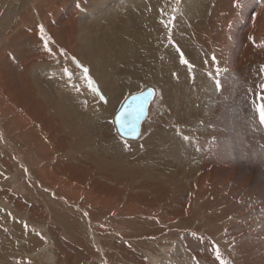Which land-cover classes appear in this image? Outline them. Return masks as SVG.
I'll use <instances>...</instances> for the list:
<instances>
[{"label": "rangeland", "instance_id": "obj_1", "mask_svg": "<svg viewBox=\"0 0 264 264\" xmlns=\"http://www.w3.org/2000/svg\"><path fill=\"white\" fill-rule=\"evenodd\" d=\"M169 1L173 7L165 4L160 21L171 15L178 19L185 1L195 10L201 8L192 14L208 41L197 51L211 85L222 86L219 110L216 107L209 120L197 110L187 118L185 111L180 115L181 108L175 117L169 97L175 106L193 91L186 92L169 69L160 71L152 63L151 72H136L137 60L154 43L132 39L119 48L129 50L120 53L117 40L97 39L93 48L106 46L107 52L94 61L101 65L106 58L111 66L101 68L105 79L110 69L133 87L120 94L103 129H95L108 132L110 141L71 121L82 114L84 126L94 128V114L84 108L86 89L97 96L93 107L105 106V98L86 65L71 53L75 40L64 37L67 30L62 37L55 29L62 19L72 26L73 17L92 28V23L100 24L97 14L104 10L88 9L86 4L93 6L89 0H0V264H264V124L253 108V101L264 102V0H239V7L237 0ZM73 2H81L79 10ZM228 13L234 19L233 51L222 53L221 66L213 57L219 56L220 44H229L221 41L218 26L209 27L223 16L226 20ZM150 20L145 11L142 24ZM158 24L156 36L162 34ZM78 38L80 42L82 35ZM164 56L157 58L158 65ZM63 64L80 77L71 90L67 83L60 88L54 83ZM146 88L155 91V98L143 134L137 141L124 140L116 131L114 114L129 95ZM51 106L71 119H58ZM152 138L161 142L146 148ZM169 142L178 152L185 149V162L166 158ZM131 147L139 159L128 153ZM100 150L103 155L91 154ZM209 151L212 155L205 160ZM211 166H217L216 174L202 179Z\"/></svg>", "mask_w": 264, "mask_h": 264}, {"label": "bare ground", "instance_id": "obj_2", "mask_svg": "<svg viewBox=\"0 0 264 264\" xmlns=\"http://www.w3.org/2000/svg\"><path fill=\"white\" fill-rule=\"evenodd\" d=\"M91 2V4L93 6H89L88 4H86V7L88 9L93 8L95 11L96 9L100 8V10H104V14L101 15L102 11H99V14L97 18H100V24H98L97 26L93 27H89V26H85L82 25L78 22H80V20L78 21L77 18L73 17L72 21H70V23H72V26H69L67 24H65V22L63 21V19L58 22L57 24V28L58 31L61 33V36L64 34L65 30H67L64 34V37L67 35L68 39H73L74 41V49L73 52H71L73 55L75 54V60L77 59V61L79 60V62H83L88 68V72L92 75V77L95 79V81L97 82V86L99 88L100 93L105 97V106L103 105H98L97 107H99L101 110L106 111L108 109H110L111 106V97L106 89L105 83L103 82V79L105 80V76L103 74V72L100 74L99 72V68L100 67L96 62L94 61L93 58H98L101 52H107V47L106 46H101V48L99 50L94 49L93 46H95V40L97 41V39L99 41H102L104 43H109V41H112L110 39H115L117 40L116 45H117V49L121 48V46L125 43H127L129 40L131 41L132 39L135 40H139V41H143L145 39H149L151 40L154 45H152L150 47V49H146V53L143 54L137 61L139 63L136 62L135 66L137 68L136 72L138 74H140L142 71H145L146 73H149L151 71L149 70V65L152 63V65H155L156 69H169L170 72L173 73L174 75V81H179L180 83H182L183 87L186 89V92L193 91L192 93H194L192 96H190L188 94L187 98H182L180 97L181 100H178L177 105H173L172 104V99L170 98V111L172 112L171 114L178 112L177 109L181 108V111L179 109L180 115H183L184 111L186 112L185 114H187V118H191V113L194 110H197V115L202 116L203 118H209L211 113L216 109H218L219 107V103L222 100V95L219 94L220 91V87L219 85H217V87H215L216 85H214V87L211 85L212 80H209V76L208 73L203 69V55L201 54V51H197V47L200 46L202 44L203 41L207 42L208 39L206 38V36H204L203 38V33H204V29L199 26L196 22V18L195 16L192 14V12H198L200 13L201 8L198 10H195L192 7V4H186V1L184 2V5L182 7V10L180 11V17L178 19H176L175 21L172 19V15L171 13L174 12H170V15L166 20H162L160 21L158 19L159 17V11L160 10H166L167 7L165 4L173 7V3H171L169 0H89ZM174 2V1H173ZM79 3L81 2H73L74 8L79 10L80 7ZM192 3V2H191ZM164 4V5H163ZM85 5V4H84ZM98 8H97V7ZM110 7H114L113 10H108ZM220 8H222V6H219ZM218 7V8H219ZM20 8V7H19ZM18 8V9H19ZM169 8V7H168ZM175 8V7H174ZM198 8V7H197ZM216 9L214 12V15L216 14V12H219V9ZM229 8V7H227ZM87 9V10H88ZM86 10V8H85ZM21 11V10H20ZM146 11V15L147 17L150 16V23L149 21L147 23L149 24H142V20L144 19V12ZM68 12V11H67ZM78 12V11H77ZM88 12V11H86ZM85 13V11H84ZM161 13V12H160ZM151 14V15H150ZM222 14V13H221ZM225 14V13H224ZM68 15V14H67ZM165 15V14H164ZM231 14L228 13L226 20H225V16H223L220 20L214 22L211 24V26L209 27L212 28L214 26H218L219 27V33L221 35V41L224 43H228L229 46H225L223 44L219 45V49L218 52L220 51L219 56L215 57V61H219L220 65L223 66L222 64V53L227 54V53H231L233 51V31L234 29L231 27V23H233V17L231 19ZM78 17V16H77ZM220 17V15H219ZM63 18V17H62ZM102 18V19H101ZM259 18V17H258ZM70 19V17H69ZM238 19V18H236ZM4 20V19H3ZM22 20V18L20 19ZM7 20L5 19L3 22H6ZM12 21V20H11ZM10 21V23H11ZM259 21V20H258ZM158 22V27L161 30L160 32H162V34L158 36H156V34L154 35L156 25L154 26V23ZM174 22L175 27L171 28L170 27V23ZM235 22V21H234ZM262 22V21H261ZM7 23V22H6ZM9 23V24H10ZM13 23V21H12ZM11 23V24H12ZM90 23V21H89ZM97 23V22H96ZM172 25V24H171ZM9 26V25H8ZM53 29L51 31L56 32V30ZM98 30L101 35H99L98 37L94 35V32ZM244 32V31H243ZM96 33V32H95ZM188 33L190 34V36H188ZM57 34V33H56ZM55 34V35H56ZM117 35V37H114V35ZM235 34V33H234ZM78 35H82V38L79 42ZM97 35V33H96ZM66 36V37H67ZM259 36V35H258ZM63 37V36H62ZM81 37V36H80ZM20 40V39H19ZM56 40H61V37H58ZM22 42V41H21ZM94 42V43H93ZM65 43V41H63V44ZM75 43L77 45H80L81 47H77L75 45ZM93 44V46H92ZM261 44V43H260ZM257 44V45H260ZM264 46V43H262ZM262 44L261 46H257L258 50L261 53V48H262ZM15 46V45H14ZM97 46V45H96ZM125 46V45H124ZM128 46V45H126ZM244 46V45H243ZM42 47V46H41ZM76 48V49H75ZM114 48V47H113ZM112 48V49H113ZM130 49H135L136 51H139V48H131L130 46L128 47ZM208 52L210 47L208 46ZM102 49V51H100ZM115 49V48H114ZM113 49V51H114ZM251 49V48H250ZM121 50V49H119ZM129 49H127L126 47H124L120 53H124L127 52ZM254 50V49H253ZM123 51V52H122ZM116 52V51H114ZM130 52V51H129ZM263 52V49H262ZM131 54V53H130ZM129 54V55H130ZM164 54L167 55L166 58H163L160 65L157 64V58L159 57H165ZM127 55V54H126ZM211 55V53H210ZM257 55V54H256ZM261 55V54H260ZM19 56V55H18ZM109 56V54H108ZM132 56V55H131ZM115 57V56H114ZM125 57V55H124ZM128 57V56H126ZM113 58V57H111ZM136 58V57H135ZM247 58V57H246ZM133 59V58H132ZM103 60V59H102ZM104 60H106V58H104ZM102 63V66L104 65L105 68H111V66H109V63L104 62ZM119 60V59H118ZM126 60V59H125ZM183 60H187V63H184ZM213 60V59H212ZM124 61V60H123ZM258 61V59H257ZM41 62V61H40ZM98 62V61H97ZM18 63V62H17ZM135 62H133L134 64ZM155 63V64H154ZM2 64V63H1ZM14 64V63H13ZM120 64V63H119ZM217 64V63H216ZM9 65V62H8ZM11 65V64H10ZM124 65V64H123ZM130 65V62H129ZM189 65V66H188ZM13 66V65H12ZM98 66V67H97ZM257 67V65H255ZM10 67V66H9ZM131 67V65H130ZM231 67V66H230ZM229 67V69H230ZM101 68V67H100ZM114 68V67H113ZM124 68V67H123ZM222 69H225L223 67H221ZM131 69V68H130ZM129 70V69H128ZM132 70V69H131ZM135 70V68H134ZM151 70V69H150ZM227 70V69H226ZM105 71V70H104ZM126 71V70H125ZM157 71V70H156ZM108 72V71H106ZM134 72V71H133ZM167 72V71H166ZM115 73V72H114ZM127 73V72H126ZM144 73V72H143ZM142 73V74H143ZM157 73V72H156ZM76 73L74 72V80H76L77 75H75ZM110 74V73H109ZM118 74V73H117ZM141 74V75H142ZM112 75V74H111ZM155 75V74H154ZM71 77V76H70ZM121 77V76H120ZM143 77V76H142ZM141 77V78H142ZM163 77V76H162ZM171 77V76H170ZM57 78V77H56ZM72 78V79H73ZM83 78V77H82ZM119 78V75H118ZM156 78V77H155ZM168 78V77H167ZM211 78V77H210ZM84 79V78H83ZM158 79V77H157ZM81 80V79H80ZM156 80V79H155ZM166 80V79H165ZM224 80V78H223ZM64 81V79H63ZM157 81V80H156ZM154 81V82H156ZM164 81V80H163ZM65 82V81H64ZM81 85L82 81H79ZM171 82V81H170ZM160 83V82H159ZM173 83V82H171ZM170 83V84H171ZM175 83V82H174ZM152 84V83H151ZM164 84V82H163ZM162 84V85H163ZM176 84V83H175ZM215 84V83H214ZM161 85V84H160ZM165 85V84H164ZM176 85H180V84H176ZM180 85V86H182ZM111 86V85H110ZM173 86V85H172ZM176 87V86H175ZM174 89V87H172ZM178 88V87H176ZM224 89V88H223ZM114 90V89H112ZM136 90V89H135ZM144 90V89H143ZM142 90V91H143ZM171 92H173L174 90L170 89ZM238 90V89H237ZM89 89V92L94 96L93 98H95L94 101L96 100V94L94 91H92ZM110 91V90H109ZM176 91V90H175ZM174 91V92H175ZM180 91V90H179ZM181 91H184L183 89ZM227 91V90H226ZM239 91V90H238ZM185 92V93H186ZM113 93V92H111ZM140 93V92H138ZM177 93V92H176ZM114 94V93H113ZM137 94V93H134ZM132 95V94H131ZM173 95V94H172ZM171 95V96H172ZM178 95V94H177ZM174 94V96H177ZM180 95V94H179ZM178 95V96H179ZM184 95V94H182ZM130 96V95H129ZM187 96V95H186ZM225 96V95H224ZM115 97V96H114ZM173 97V96H172ZM184 97V96H183ZM235 97V96H234ZM155 98V97H154ZM225 98V97H224ZM116 99V98H115ZM174 99V97H173ZM176 99V98H175ZM179 99V97L177 98ZM176 99V100H177ZM38 100V99H37ZM126 100V99H125ZM124 100V101H125ZM154 100V99H153ZM152 100V102H153ZM169 100V99H168ZM214 100V102L212 101ZM225 100V99H224ZM123 101V102H124ZM152 102L150 103V105L152 104ZM118 103V102H117ZM240 103V102H239ZM50 104V103H47ZM54 105V104H53ZM115 106V105H114ZM59 107V106H58ZM151 106H149L148 108V114H149V109ZM51 109L53 111V114L56 115L58 117V119L63 120L65 122H68V118L62 114L63 112L61 111V114H57V109L55 106H51ZM217 109L215 112H217ZM219 110V109H218ZM235 111V110H234ZM222 112V110H221ZM42 114V113H41ZM184 114V115H185ZM196 114V113H194ZM43 115V114H42ZM175 116V114H173ZM183 115V116H184ZM236 115V114H235ZM115 116V114H114ZM177 116V115H176ZM175 116V117H176ZM228 116V115H227ZM148 117V116H147ZM174 117V118H175ZM85 119V118H84ZM114 119V118H113ZM147 119V118H146ZM146 119L144 120V122L146 121ZM186 119V118H185ZM228 119V118H227ZM187 120V119H186ZM209 120V119H208ZM48 121V120H47ZM51 121V120H50ZM48 121V122H50ZM94 121V120H93ZM114 121V120H113ZM96 122V121H95ZM143 122V124H144ZM176 122H180V119ZM142 124V127L144 126ZM115 125V124H114ZM239 125V124H238ZM116 128V127H115ZM211 128V127H210ZM102 129V128H101ZM94 129H92L91 133L94 134L93 132ZM73 132L75 133L74 136L75 138H79V133H77L75 130H73ZM203 132V131H202ZM242 132V131H241ZM67 133V132H66ZM90 133V132H89ZM100 133V132H99ZM108 133V132H107ZM64 134V133H63ZM97 134V133H96ZM101 134V133H100ZM143 134V130L141 128V133L140 136L137 140L140 139V137ZM215 134V133H214ZM57 135V134H56ZM61 135V134H60ZM109 135V134H108ZM119 135V134H118ZM90 136V135H89ZM106 136V135H105ZM110 136V135H109ZM120 136V135H119ZM70 137V136H69ZM198 137V136H197ZM239 137V136H238ZM243 137V136H242ZM92 138V137H91ZM108 138V137H106ZM111 139V137H109ZM120 138H122L120 136ZM154 138V137H153ZM150 139L147 141L145 145V147L147 148L148 145L152 146V147H156L161 141L159 139ZM80 139V138H79ZM83 139V138H81ZM102 139V138H101ZM109 139V140H110ZM123 139V138H122ZM225 139V138H224ZM238 139V138H237ZM90 140V139H89ZM92 140V139H91ZM95 140V139H94ZM106 140V139H105ZM112 140V139H111ZM110 140V141H111ZM126 140V139H124ZM137 140H127V141H137ZM239 140V139H238ZM201 141V140H200ZM74 142V140H73ZM107 142V141H106ZM164 143V142H163ZM192 143V142H191ZM244 143V142H243ZM78 144H80V142L78 141ZM100 144V143H99ZM166 144V143H165ZM238 144V143H237ZM202 145V144H201ZM91 146V145H90ZM206 146V145H205ZM232 146V145H231ZM247 146V145H246ZM81 147V146H80ZM77 147L76 148H80ZM135 147V146H134ZM252 147V145H251ZM127 148V147H126ZM129 148V147H128ZM132 149H130V151H128V153H130V155L135 156L136 159H139V155L136 153L135 149L133 147H131ZM202 148V147H201ZM205 148V147H204ZM209 148V147H208ZM218 148V147H217ZM242 148V147H241ZM138 149V148H137ZM219 149V148H218ZM239 149V148H238ZM81 150V148H80ZM129 150V149H127ZM184 148H182L181 152L176 151V147L174 145L173 142H169L167 145V150L165 153V156L168 160H173L175 157H178L179 159H183L185 162V157H184ZM194 150V149H193ZM127 152V151H126ZM140 152V151H139ZM113 153V151H112ZM222 153V152H220ZM224 153V152H223ZM246 153V152H245ZM111 154V153H110ZM200 154V153H199ZM198 154V155H199ZM214 154V153H213ZM128 155V154H127ZM212 155V151H209L204 157V159H209L210 156ZM250 155V154H249ZM115 156V155H114ZM109 158V157H108ZM111 158V157H110ZM113 158V157H112ZM132 158V157H131ZM213 158V157H212ZM252 158V157H251ZM97 160V159H96ZM113 160V159H112ZM215 160V159H214ZM138 161V160H137ZM212 161V160H211ZM222 162V161H221ZM236 162V161H235ZM96 163V162H95ZM255 163V162H254ZM211 165V162H210ZM224 165V164H223ZM226 166V165H225ZM217 167V166H216ZM215 166H211L210 169L212 171H208L209 173L207 175H204L202 173V179H208L210 176L212 177V175L216 174V168ZM206 169V167H205ZM235 169V168H234ZM72 170V169H71ZM202 170V169H201ZM218 170V169H217ZM222 170V169H221ZM135 171V170H134ZM223 171V170H222ZM202 172H204L202 170ZM207 172V171H206ZM87 173V172H86ZM191 174V173H190ZM230 174V173H229ZM229 174H226V177L229 176ZM72 176V175H71ZM221 178V177H220ZM247 179V178H246ZM220 180V179H219ZM111 181V179H110ZM204 181V180H203ZM262 184V183H261ZM95 187V186H94ZM247 188V187H246ZM178 211V210H177ZM182 212V211H181ZM192 217V216H191ZM79 226V225H78ZM255 227V226H254ZM263 230V229H262ZM249 236V235H248ZM248 240V239H247ZM84 244V243H83ZM223 244H227L224 243ZM42 245V244H41ZM180 246V245H179ZM115 255V254H113ZM114 257V256H113ZM176 258V257H175ZM114 259V258H113ZM142 262V261H141Z\"/></svg>", "mask_w": 264, "mask_h": 264}, {"label": "crops", "instance_id": "obj_3", "mask_svg": "<svg viewBox=\"0 0 264 264\" xmlns=\"http://www.w3.org/2000/svg\"><path fill=\"white\" fill-rule=\"evenodd\" d=\"M75 57V56H74ZM81 63V62H80ZM83 63V62H82ZM98 63V62H97ZM97 63H96V65H97ZM103 63V62H102ZM98 65H99V63H98ZM103 70H105V66L103 65L102 66V64L101 65H99ZM87 67V66H86ZM98 67V66H97ZM100 67H98L101 71H102V69L100 68ZM71 68V67H70ZM66 68V67H64V64L62 65V66H60V68H59V70L57 71L56 70V77L54 78V83H58V86H59V88L60 87H63V86H65L66 85V83H67V87H69V90H71V88H72V86L76 83V80H74V70L71 68ZM88 68V67H87ZM108 72H107V77H106V79L104 80L103 79V82L105 83V86H106V89H107V91H108V93H109V95H110V97H111V106H112V108L111 109H108V110H106V111H103V110H101L99 107H97V106H94L93 107V104H94V98H93V96H92V94L89 92V89L87 88L86 89V94H87V97H86V99H85V104H84V108H85V110L87 111V110H89V111H87V113L86 114H91V111L93 112V114H94V121L93 122H97V123H95L96 125H95V127L93 128L92 126H89V127H85L84 126V121H85V119H84V117H85V115H82V114H78V118L79 119H77V120H72L70 117H69V115H67V114H64L68 119H71V121L73 122V124H75L76 125V127L79 129V127H78V125H80L81 126V128H82V130L84 131V132H90L91 133V131H92V129H94L93 130V132H94V134L93 135H96L95 136V138L96 137H101V138H105V139H110L109 137H111V135L109 136V135H107V132H104V134L103 133H99V132H95V129H103V126H104V124L106 123V121H107V118H108V116H109V114L116 108V106H117V102L119 101V99H120V94H124L125 93V91H129V90H133V87L132 86H130L129 87V85L127 84V83H125L124 82V80H123V78L122 77H120L119 76V78H118V75H116L115 73H110V69H108L107 70ZM103 72V71H102ZM110 73V74H109ZM104 74V73H103ZM112 74V75H111ZM59 75V76H58ZM63 75V76H62ZM71 76V77H70ZM105 76V75H104ZM73 78V79H72ZM63 79H64V81H63ZM72 80H73V82H72ZM97 83V82H96ZM73 84V85H72ZM82 84L84 85V83H83V81H82ZM127 84V85H126ZM111 85V86H110ZM112 89H114V90H112ZM110 90V91H109ZM111 92H113V93H111ZM103 96V95H102ZM115 96V97H114ZM104 97V96H103ZM105 98V97H104ZM116 98V99H115ZM96 100H97V96H96ZM92 106H91V105ZM106 105V104H105ZM115 105V106H114ZM71 111H74V108L73 107H71ZM114 118V117H113ZM87 120V119H86ZM114 122V121H113ZM78 123V124H77ZM82 123V124H81ZM86 123H88V121L86 122ZM101 124H103V126H101ZM100 131V130H99ZM97 133V134H96ZM106 135V136H105ZM91 137H93V136H91ZM106 137H108V138H106ZM94 138V137H93ZM97 148H99V147H97ZM94 152H97L96 154H102L103 155V152L100 150V151H93L91 154H94V155H96ZM111 153H112V150H111Z\"/></svg>", "mask_w": 264, "mask_h": 264}, {"label": "water", "instance_id": "obj_4", "mask_svg": "<svg viewBox=\"0 0 264 264\" xmlns=\"http://www.w3.org/2000/svg\"><path fill=\"white\" fill-rule=\"evenodd\" d=\"M152 95H149V93ZM155 97L152 88L126 98L114 116V124L118 134L126 140H137L141 133L144 120L148 116V108Z\"/></svg>", "mask_w": 264, "mask_h": 264}, {"label": "snow or ice", "instance_id": "obj_5", "mask_svg": "<svg viewBox=\"0 0 264 264\" xmlns=\"http://www.w3.org/2000/svg\"><path fill=\"white\" fill-rule=\"evenodd\" d=\"M239 6V0H237V7ZM213 59H215V57H213ZM183 62L187 63L186 60H183ZM85 71L87 72V69H85ZM261 89L264 90V85H261ZM149 95H152V93L150 92ZM260 99L261 101H264V96L260 97ZM253 108L259 114V123L264 124V102L257 103L256 101H253ZM224 264H226V262H224Z\"/></svg>", "mask_w": 264, "mask_h": 264}]
</instances>
